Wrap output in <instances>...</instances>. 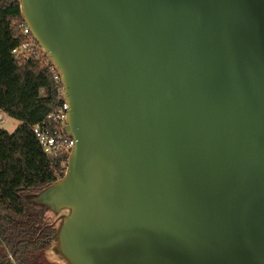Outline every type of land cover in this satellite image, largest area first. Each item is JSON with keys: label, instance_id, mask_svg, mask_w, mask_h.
<instances>
[{"label": "water", "instance_id": "1", "mask_svg": "<svg viewBox=\"0 0 264 264\" xmlns=\"http://www.w3.org/2000/svg\"><path fill=\"white\" fill-rule=\"evenodd\" d=\"M18 2L75 141L46 257L264 264V0Z\"/></svg>", "mask_w": 264, "mask_h": 264}, {"label": "trees", "instance_id": "2", "mask_svg": "<svg viewBox=\"0 0 264 264\" xmlns=\"http://www.w3.org/2000/svg\"><path fill=\"white\" fill-rule=\"evenodd\" d=\"M23 24L18 0H0V111L20 122L13 133L0 129V264H51L54 226L22 195L61 179L66 159L45 156L32 133L58 105L57 86L40 62L14 58Z\"/></svg>", "mask_w": 264, "mask_h": 264}, {"label": "built area", "instance_id": "3", "mask_svg": "<svg viewBox=\"0 0 264 264\" xmlns=\"http://www.w3.org/2000/svg\"><path fill=\"white\" fill-rule=\"evenodd\" d=\"M21 35L23 42L12 50L14 58L22 62L27 60L40 62L48 68L57 86L58 105L45 120L32 127V133L45 156L64 157L66 161L62 166L67 167V160L75 141L64 132L69 107L65 101L61 76L25 23L22 25ZM40 93L42 94V91Z\"/></svg>", "mask_w": 264, "mask_h": 264}, {"label": "rangeland", "instance_id": "4", "mask_svg": "<svg viewBox=\"0 0 264 264\" xmlns=\"http://www.w3.org/2000/svg\"><path fill=\"white\" fill-rule=\"evenodd\" d=\"M3 120L2 122L0 121V129L5 130L8 133H13L20 122L12 117L7 116L2 112ZM1 119V118H0ZM39 192H31V193H25L22 195L24 203L30 207L33 208L36 211H39L42 219L45 221L52 223L55 220V215L54 213L46 204H42L37 202L36 198L38 196ZM53 261L49 260L47 257V261L51 264H60L61 262H58V258L53 256ZM57 259V260H56ZM56 262H55V261ZM58 262V263H57Z\"/></svg>", "mask_w": 264, "mask_h": 264}, {"label": "crops", "instance_id": "5", "mask_svg": "<svg viewBox=\"0 0 264 264\" xmlns=\"http://www.w3.org/2000/svg\"><path fill=\"white\" fill-rule=\"evenodd\" d=\"M0 121L2 122V120H3V116H2V112L0 111Z\"/></svg>", "mask_w": 264, "mask_h": 264}]
</instances>
